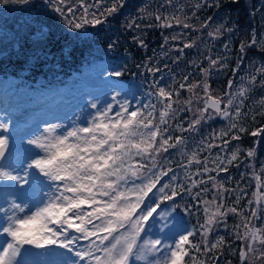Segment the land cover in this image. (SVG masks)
I'll return each mask as SVG.
<instances>
[{
    "label": "snow or ice",
    "instance_id": "6c2138e0",
    "mask_svg": "<svg viewBox=\"0 0 264 264\" xmlns=\"http://www.w3.org/2000/svg\"><path fill=\"white\" fill-rule=\"evenodd\" d=\"M0 2L26 4L28 0ZM64 3L65 0H57L54 10L65 17L70 27L80 29L86 24L102 23L95 14H92L93 18H88V7L84 8V15L77 21L73 14L74 6H68L66 12L71 15L68 18L65 9L60 6ZM117 10L118 6L114 3L107 12L111 14ZM156 18L160 19L159 16ZM174 19L181 23L178 18ZM184 27L190 25L184 24ZM252 44H255V40ZM192 46L193 44L185 45ZM211 64H217V60H212ZM257 71L264 72V67ZM109 75L120 77L122 72L114 71ZM251 79L255 81V76ZM229 84L231 85V81ZM196 86L189 85V91ZM180 87L184 88L185 85L181 84ZM203 87L207 92L208 85L204 84ZM245 92L246 89L242 88L239 94L243 96ZM172 95V92L164 88L159 89L158 97L165 101L163 110L159 112V123L154 122L155 105H144V108L130 111L128 102L125 101L120 105V111L112 116V105L109 104L104 110L97 111L86 126L73 127L64 135L54 134L58 125H48L45 132L50 133L49 135L37 136L27 141L43 154L27 160L22 167L12 168L0 164V181L14 182L0 185V188L5 189L4 195L11 197L8 209L0 208V212H4L0 234L7 237L0 243V264H69L68 260L63 259L65 254L58 249L68 250L78 258L70 264H134V261H143V264H185L186 258L191 264H204L194 255V252L201 251V245L190 239L195 235V230L181 234L174 246L163 243L159 238L143 239L141 236L156 216L166 221L170 213L162 211L161 206L181 195L176 186L162 182L171 169L165 171L158 168L157 164V155L183 143L181 137H176L175 143H170L172 137H164L168 129L161 128L162 124H167L166 118L172 111ZM210 99L213 109L225 117L229 116L227 108L221 111L220 99ZM234 99L235 97L228 99L227 104L232 105ZM208 106V101H205V108L199 110L201 115L189 124V129H194L201 122ZM91 107L96 108L97 105L92 103ZM148 108L152 111L145 112ZM235 114L240 115L239 107L235 109ZM232 127L235 128L236 124L233 123ZM0 129L7 132L8 125L0 122ZM240 131L243 132L244 129L241 128ZM259 131L261 130L252 135H257ZM222 135H227V132ZM8 150L9 137L0 135V161L5 160ZM253 155L254 151L250 150L248 156ZM232 159H235V154ZM193 162L201 163L196 159V153L192 154L189 164ZM220 170L227 169L221 167ZM209 171L206 166L203 168V172ZM171 179L174 181L176 177ZM214 179L212 176L208 177L209 181ZM192 183L195 185L198 182ZM45 188L48 191L45 192ZM180 188L191 190L183 189L182 185ZM17 196L28 200L40 197V204L35 211L20 216L17 213H24L28 204L17 203ZM210 203L212 202H205L206 219L200 226L203 229L202 243L205 252L216 249L223 242L221 237L209 248L207 234L211 232L217 218L226 215L219 205L215 211L210 212L207 207ZM227 211L236 213L237 209L230 208ZM252 215L255 216L256 213L253 212ZM164 226H167L166 222ZM244 227L245 235L238 237L248 240L239 251L242 264H264V236L260 235L262 230L249 228L247 223ZM72 232L78 235H72ZM79 240L88 243L74 248ZM257 241L260 248L255 247ZM161 248L165 249V254L159 256L157 254L161 252Z\"/></svg>",
    "mask_w": 264,
    "mask_h": 264
},
{
    "label": "rangeland",
    "instance_id": "374dc122",
    "mask_svg": "<svg viewBox=\"0 0 264 264\" xmlns=\"http://www.w3.org/2000/svg\"><path fill=\"white\" fill-rule=\"evenodd\" d=\"M115 1L116 0H82L81 3V0H65L64 5L60 6L65 9V15L68 16V18H71V15L66 12L67 7L70 5L74 6L73 14L77 18V21L80 16L84 15V8L88 7L89 19L93 18L92 14H95L96 17H101V20L104 19L102 22L106 23L112 22L111 20L114 19V13L108 14L107 9L116 3ZM148 1L151 2V8H155L157 6L161 9L160 14L168 19L165 22H170L168 24L170 26L165 27L167 37H162L163 44L161 49H156L155 53L151 56L150 62L146 61L142 67L141 73L138 74L139 76L134 75L132 77L134 78V81L125 80L127 78H125L123 73L125 71L124 58L120 60V56L112 55L109 50H106L105 52L103 50H99L100 56L105 58L92 63L82 73H80L75 80H71L67 84L54 88L34 84L35 80H33V78H29L27 80V76H16V74L5 71L4 67L0 66L3 71L1 72L0 70V122L9 126L15 117H24L28 115L33 116L31 125L23 128L21 131H18L13 135H8L4 130L0 129V135H6L9 137V150L6 154L5 160L0 161V164L9 165L12 168L22 167L27 160L43 154L40 149H37L34 145H29L27 141L37 136L49 135L50 133L45 132L48 125H58L59 127L55 129L54 134L64 135L73 127L86 126L97 111L104 110L109 104L112 105V112L110 115L115 116V113L120 111V105L125 101L128 102V107L131 111L137 108H144V105H150L152 100L156 99L155 103L162 106L158 110L160 112L164 108V99L158 97L159 89L164 88L166 91L172 92V88L169 83L172 79H174V68H178V66H182V69H188L191 76H194L198 69L203 73L204 78L202 82L208 85L207 92L203 87L197 86L192 89V91L195 92L196 89H202V95L204 98L207 97L206 101L212 96V90H216L217 93L222 90V83L220 81L212 80L210 75L219 74V76L225 80L224 78L227 77L226 71L230 68L229 66L232 62V58L237 55V51H235V44H246L245 41L247 35L253 34V31L257 30H246L242 35L235 32L229 34L228 32H230L232 24H227V19H224L223 16H221L222 14H216V16L211 17V19H209V17L207 20L202 12L216 3L214 1L212 2V0H147V2ZM258 1L260 12L256 29H258L259 32L256 33L254 38V45L257 48H262V46H264V0ZM183 2L188 4L195 2L198 12L201 13L199 20H203L205 23H216L214 32H212V28L210 29L209 25H207L206 32H204L203 28L197 29L193 26L189 30L181 23H177L174 18H179L178 15L181 13L179 8L182 6ZM8 5L10 6V11H15V14L17 15L21 13V20L25 23L17 25L16 28H13L14 30L22 29L23 31L25 28L27 30L29 24L31 26L33 23H36L41 16L42 18H46L45 15H48L59 16V23L62 28L68 30L69 33L75 37H80L81 39L88 38L93 36L96 32L92 29L93 26L96 28L97 25L93 24H86L80 29L70 27L66 22L65 17L61 16L54 10L57 5V0H38L37 4L26 3L20 8L19 3L11 2ZM139 11L145 12L146 9H140ZM5 12L7 13V10H5ZM124 13L125 17L123 22L128 20V18H131L130 12L125 11ZM182 15L188 21L196 22L193 20L188 8L182 10ZM216 18H219V20H215ZM16 22H19V20ZM131 22L137 24L134 27L136 30L141 27L138 21ZM131 22H129V28L133 26V23L131 24ZM13 29L6 24H0V35H3L5 40L4 42L7 44L6 46H11L13 44V40H11V37L15 34ZM217 29H219L218 32ZM209 33H212V35H209ZM180 34L186 37L190 35L195 42L196 46H194V50L187 52V54L194 55V59L191 63V66H193L192 69L184 67V63H186V61L182 62L181 59H176L175 57V53L180 52L182 49V46L180 45L181 41L176 38V36ZM213 35L216 36L213 37ZM139 38L140 37H138V39ZM249 45H252L251 40L249 41ZM10 48L11 47H6L4 51ZM187 48L188 47H185V52ZM18 50L19 48L15 49V51ZM146 51L147 50H145V53L147 54ZM242 52H244V48ZM203 57H205L204 60L206 63L201 65V62L203 61H201V59L199 60V58ZM242 58L243 61L233 69L232 77H228L227 85L229 84V81H231V85L227 87L226 104H224L223 100L218 97V94L216 97L212 96L215 99H220L222 101L221 111L227 108L229 116L225 117L208 106V110L213 112L216 116L222 118V124L218 130L219 135L217 136L216 133L213 137L211 135L208 137L207 135V142L204 145L199 144L205 149V154L203 153L204 150L200 151V149L197 150V148H192L191 145L194 144L187 143L183 145L186 139L177 148V153L179 154L181 162H183L186 158H192V154L196 153V159L204 161L199 164L196 163L197 165L201 166L206 164L208 165V169L209 166H212V169H215L218 176L214 174V181H210L211 188L215 191L223 190L221 184L222 182L232 186V191L231 189L228 190L227 196L222 195V201L225 204L228 203L230 207H236L238 211L242 212L244 216L249 218L247 223L248 227L261 229L262 231L260 235L264 236V215L261 212L262 208V211H264V144L262 145V151L258 159L248 160L241 166H236L234 169L232 168L231 163L238 158L236 156L237 143H220L221 141H227L231 134L240 133L241 124H246V121L243 122L244 119L248 118V115L250 116L253 111L255 112V108L258 105L261 112L264 111V103H262V101H264V72L257 71V69L264 67V60L255 56L251 58L242 56ZM212 60H217V64L212 65ZM114 71H120L122 72V75L120 77L109 75V73ZM253 76H255V81L251 79ZM194 84L197 85L196 83H193L192 85ZM212 84H214V87L209 86ZM117 85H119V87ZM242 88L246 89L243 96L239 94L240 89ZM116 93H119V95H115ZM114 96L115 99L113 98ZM233 97H235L233 104L229 106L227 101ZM92 103H95L97 107L92 108ZM10 107L14 108L15 112L14 110L10 111ZM237 107L240 108L239 116H236L235 114V109ZM147 111H152V109H145V112ZM199 116L200 114H198V117ZM233 123L236 124L235 128L232 127ZM164 125L165 124H162L161 126ZM224 132H227V135H222ZM209 145H212V147H209ZM233 154H235V159H232ZM230 160L231 163H229ZM142 162L148 164V161ZM221 167L226 168L227 170L221 171ZM33 171L34 170H30V172ZM202 172L203 169H198L195 167V164L181 166L180 169H174L170 173L172 175L164 177L162 182L171 183L173 186H176L178 190L182 181H185L189 185L188 189H191L190 191H192L194 186L200 184L197 179L202 176ZM205 173L207 175L204 177H207L212 172L209 171ZM173 176L176 177L174 181L171 179ZM257 177H259V180H257ZM193 181H197L198 183L193 185ZM202 181L204 182L207 180L203 179ZM12 183L14 182L0 181V185ZM257 185L259 187L260 196L259 202L254 203ZM44 191L46 192L48 189L45 188ZM166 191L170 192V189H167ZM190 191H186L180 196L175 197L174 200L178 202L187 198V196L190 195ZM4 192L5 189L0 188V208L7 210L9 207L8 200H10L11 197H6ZM16 202L28 204L24 213H17L18 215L23 216L30 214V211H35V208L40 204V197L28 200L25 197L17 196ZM168 202L170 201L165 202V204L161 206L162 211L170 213V215L166 218V221L161 219L159 216L152 219L149 222L146 231L141 234L143 239L159 238L163 241V243L174 246L175 241L179 239L181 234H184L186 231H191L189 225L181 224L171 215L172 212L176 211V208L173 211V205ZM204 202H212L207 205L210 212L215 211L217 205L220 206L221 211L224 209V203L220 204L217 197L215 200L208 199L204 200ZM203 212L206 215L205 209ZM253 212L256 213L255 216L252 215ZM3 218L4 212H0V223H3ZM165 222L167 223L166 227L164 226ZM234 224L235 222L229 221L220 228H217L214 233L211 232L207 234V241L212 245L213 243H216L219 238L223 237V242L221 244H224V247L220 244L218 245L220 249L224 248L226 253L229 250H232L230 243L239 235L237 230L238 223L235 225L238 233L237 235L236 231L234 232L233 230L228 229L232 228ZM245 231V229L241 231L243 236L245 235ZM71 234L78 235L74 232ZM227 235H234L235 237L233 239L225 240ZM5 239H7V237L0 234V243H2ZM243 240L244 243L240 246L238 253L248 242L247 239ZM87 243L88 242L85 240H79L77 245H74V248L86 246ZM210 244L208 245L211 246ZM255 247H261L258 241L255 243ZM58 251L65 254L63 259L68 260L69 264L72 260L78 259L68 250L58 249ZM163 254H165V249L161 248V252L157 255L162 256ZM222 255L225 256L224 253H222ZM134 264H143V261H134Z\"/></svg>",
    "mask_w": 264,
    "mask_h": 264
},
{
    "label": "trees",
    "instance_id": "16d2710c",
    "mask_svg": "<svg viewBox=\"0 0 264 264\" xmlns=\"http://www.w3.org/2000/svg\"><path fill=\"white\" fill-rule=\"evenodd\" d=\"M213 1L216 3L202 12L207 20L209 17L216 16V14H222L221 16H223L224 19H227V24H232L230 32H228L229 34L235 32L242 35L246 30H257L253 31V34L247 35L245 41L246 44H235L237 55L232 58V62L229 66L230 68L226 71L227 77L224 78L225 80H223L219 74L210 75L212 80L220 81L222 83V90L219 91V93H217L216 90H212L211 95L216 97L218 94V97H220L224 104H226L227 87L230 85H227L228 77H232L233 69L243 61L242 56H246L247 58L255 56L264 60V46H262V48H257L253 44L249 45V41L251 40L252 42L256 33L259 32V30L256 29V26L258 23L260 7L258 0H212V2ZM115 2L118 6V10L114 12V19L111 20L112 22H102L101 24H98L96 28L93 26L92 30L96 31L95 34L82 39L71 35L68 30L63 29L59 23V16L45 15L46 18H42L41 16L36 23H33L31 26L29 24L27 30L26 28L23 31L22 29L14 30L13 28H16L17 25H21L22 23L25 24L23 20H21V13L17 15L15 14V11H10V6L8 4L11 2L8 4L0 2V24H6L15 31L14 36L11 37V40H13L11 46H6L7 44L4 42L3 35H0V52L4 51L6 47H11L7 50L8 54L0 59V66H3L5 71L16 74V76H27V80L33 78V80H35L34 84L54 88L67 84L71 80H75L76 77L92 63L105 58L100 56L99 50H103L104 52L109 50L112 55L120 56V60L124 58L125 71L123 73L125 78H127L125 80L134 81V78L132 77L141 73L142 67L146 61H151V56L155 53L156 49H161L163 44L162 37H167L165 33V25L170 22H165L168 19L160 14L161 9L157 6L151 8V2H147V0H116ZM28 3L37 4L38 0H28ZM22 5L23 4L19 3V8ZM186 8L189 9L193 20L196 22H190L182 15V10ZM140 9H146V11H139ZM179 9L181 13L178 15V19L181 21L182 25H190V27H187L189 30L194 26L197 29L203 28L204 32H206V27L209 25L210 29L212 28V32H214L216 23L209 21V23H205L203 20H199L201 13L198 12L195 2L189 4L183 2ZM5 10H7V13ZM125 11L130 12L131 18H128V20L123 22ZM157 16H159L160 19H157ZM17 20H19V22H16ZM103 20L104 19H102V21ZM215 20H219V18H216ZM131 21H138L141 27L136 30L134 27L137 24ZM129 22H131V24L133 23L131 28H129ZM215 36L216 35H213V37ZM138 37L140 38L138 39ZM176 38L181 41L180 45L182 46L181 51L175 53L176 59L179 58L182 62L186 61L184 67L192 69L193 66H191V63L194 59V55L187 54V52L194 50V46H196L195 42L190 35L186 37L180 34L177 35ZM141 41H143L142 44ZM16 44H19L20 46L18 51H15ZM186 44H193V46L188 47L185 52ZM109 45H111V47H109ZM241 45H243L244 52H242L243 48ZM145 50H147V54L145 53ZM200 59L203 61L201 62V65L206 63L204 60L205 57L199 58V60ZM182 68V66L174 68L175 76L169 83L173 93L171 97L173 101L172 111L167 117V124L161 126V128L168 129V131L164 133V137L167 138L168 136H171L172 140L170 143H175L176 137H181L183 141L186 139L183 145L187 143L194 144L191 145L192 148H197V150L200 149V151L204 150L203 153L205 154V149L201 147V145H204L207 142L210 135L212 137L215 133L217 136L219 135L218 130L222 124V118L216 116L210 110H207L206 113H203V119L201 122L196 125L194 129H189V124L198 117V114L201 115L199 110L204 109L207 97L204 98L202 95V89H196L195 92L188 90V86L193 83H196L197 87H203L205 84L202 82L204 78L203 73L198 69L196 74L191 76L188 69ZM0 70L3 72L1 68ZM181 84H184L185 87L181 88ZM209 86L214 87V84ZM189 101L190 103H188ZM155 102L156 99L152 100L150 105H155L154 121L159 122L158 110L162 106ZM163 102L165 103L164 100ZM255 109V112L253 111L254 114L252 112L250 116L248 115V118L244 119L243 122L246 121V124H241V128H243L244 131L231 134L230 138L227 140V144L231 142L237 143L236 156L238 158L231 163V166L234 169L236 166H241L248 160L258 159L261 154L262 145L264 144V111L261 112L259 105ZM257 130L261 131H259L257 135H252V133L257 132ZM234 137H238V139H234ZM220 143L225 144V141H221ZM179 146L180 145L175 148H169L167 152H161L157 155L158 167L165 171L171 169L168 176L172 175L170 173L174 169H180L181 166L195 164V167L198 169H203L205 166H208L206 164L199 166L195 162L189 164L191 158H186L181 162L179 154L177 153V148ZM250 150L254 151L253 156H248ZM200 161L204 162L203 160ZM150 163L151 161H148V164ZM209 169L210 172H212L209 176L213 177L214 174L218 176L215 169H212V166H209ZM205 175L207 174L202 172V176H200L197 181H202L203 179H206L207 181L194 186L195 188L193 187V190L190 191V195L187 196V198L178 202L175 200L169 202L172 205H175L176 208V211L173 212V217L181 224H189L191 231L195 230V235L190 237V239L194 243L201 245V251L194 252L198 261H203L204 264H242L238 250L244 243V240L239 239L238 237L243 236L244 231L242 234L241 231L245 229L244 224L248 223L249 218L244 216L242 212L238 211L236 207H230L228 203L225 204L222 201V195L227 196L228 190L231 189L232 191V186L222 182L223 190L215 191L211 188V182L207 179L209 176L204 177ZM181 185L183 186V189H188L189 185L187 182L183 181L179 185L178 191L183 194L186 191L180 188ZM204 189H207V191H204ZM197 193H199V196H197ZM214 197L218 198L220 204L224 203V209L222 211L226 212V217H218L217 222L212 226L211 232L214 233L217 228H220L229 221L235 222L232 228H228L235 232V225L238 223L237 230L239 235L230 243L232 250H229L227 253L224 251V248L220 249L219 246L216 249L205 252V246L202 243L204 237L202 236L203 229L200 226L205 223L206 219V215L203 212L205 209L204 200L214 199ZM254 203H256L255 200ZM230 208H236L237 212L233 213L227 211V209ZM262 210L261 212L264 215V211ZM237 234L236 231V235ZM234 237V235H227L225 240L233 239ZM208 244H210V242L207 241V245ZM221 246L224 247V244H221ZM208 247L211 248L209 245ZM190 251L192 250L190 249ZM221 252L224 253L225 256H223ZM185 264H191V261L186 258ZM254 264H258V262Z\"/></svg>",
    "mask_w": 264,
    "mask_h": 264
},
{
    "label": "water",
    "instance_id": "95a60500",
    "mask_svg": "<svg viewBox=\"0 0 264 264\" xmlns=\"http://www.w3.org/2000/svg\"><path fill=\"white\" fill-rule=\"evenodd\" d=\"M18 48H19V45L16 44V45H15V49H18ZM7 53H8L7 51L0 52V58H2L3 56H5ZM208 105H209L210 108H212V107L210 106V105H211V99H210V98H209V100H208ZM220 108H221V104H220ZM212 109H213V108H212ZM213 110H215V109H213ZM256 200H257V202L259 201V190H258V189L256 190Z\"/></svg>",
    "mask_w": 264,
    "mask_h": 264
}]
</instances>
